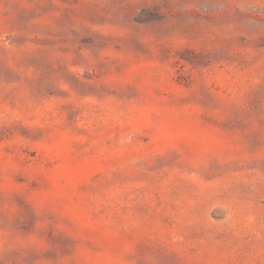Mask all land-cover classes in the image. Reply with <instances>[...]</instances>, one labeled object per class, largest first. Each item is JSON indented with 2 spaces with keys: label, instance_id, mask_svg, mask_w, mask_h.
<instances>
[{
  "label": "rangeland",
  "instance_id": "rangeland-1",
  "mask_svg": "<svg viewBox=\"0 0 264 264\" xmlns=\"http://www.w3.org/2000/svg\"><path fill=\"white\" fill-rule=\"evenodd\" d=\"M0 264H264V0H0Z\"/></svg>",
  "mask_w": 264,
  "mask_h": 264
}]
</instances>
